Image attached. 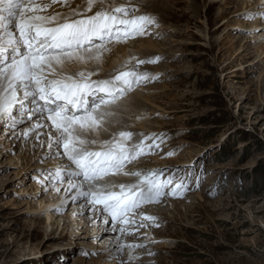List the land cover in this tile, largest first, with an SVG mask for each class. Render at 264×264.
Returning a JSON list of instances; mask_svg holds the SVG:
<instances>
[{
	"label": "rangeland",
	"instance_id": "374dc122",
	"mask_svg": "<svg viewBox=\"0 0 264 264\" xmlns=\"http://www.w3.org/2000/svg\"><path fill=\"white\" fill-rule=\"evenodd\" d=\"M153 1L154 13L143 14L159 27L128 41L116 69L133 56L156 60L137 67L156 79L135 89L143 98L137 116L116 114L117 123L146 119L154 129L146 136L160 138L127 171L159 169L161 180L187 189L138 209L136 225L122 234L111 217L105 223L106 214L73 200L67 175L54 186L45 179L67 164L48 149L47 128L21 134L38 117L14 129L0 121V264H264V34L252 35L264 33V18H240L264 13V0ZM71 2L49 10L72 11L85 0ZM112 45L106 61L115 56ZM131 94L119 101L131 103ZM149 215L158 226L143 220L139 227ZM130 244L143 247L120 250Z\"/></svg>",
	"mask_w": 264,
	"mask_h": 264
},
{
	"label": "snow or ice",
	"instance_id": "6c2138e0",
	"mask_svg": "<svg viewBox=\"0 0 264 264\" xmlns=\"http://www.w3.org/2000/svg\"><path fill=\"white\" fill-rule=\"evenodd\" d=\"M57 2L0 0V120L14 129L25 123L23 117L31 120L38 116L37 122L21 134L27 138L47 128L50 152L55 149L56 156L66 157L75 166L66 165L45 175V179L54 186L63 183L67 175L69 186L76 192L74 201L83 199L85 207L91 205L94 212L106 214L105 223L111 217L113 230L120 225L119 231L128 233V226L136 225L138 209L158 204L167 196H182L188 187L184 183L173 187L171 178L161 180L164 173L159 169L127 171L129 164L152 147H159L156 141L160 138L144 137L136 143L132 132L121 130L111 139H99L102 132L108 131L109 118L115 115L110 110L112 106L142 84L156 79L137 67L156 60H137L133 56L135 67L129 68V61L124 70L104 80L92 79L96 75L92 71L70 69L91 61L102 62L103 53L110 51L107 45L126 44L159 24L155 16L141 13L132 0L122 4L115 0H85L82 9L78 7L67 14L48 12ZM70 2L59 0L61 6H70ZM240 18H264V13ZM257 34L264 33H252ZM45 118L50 126L40 123ZM145 140L153 142L147 149ZM97 144L98 149L89 147ZM121 174L136 177L137 182L110 187L99 183ZM117 187L119 191L114 190ZM143 220L158 226L157 218L149 215L142 217L139 227L146 226ZM124 247L132 253L143 245H121L120 250ZM82 254L88 255L86 251ZM129 259L136 257L130 255Z\"/></svg>",
	"mask_w": 264,
	"mask_h": 264
},
{
	"label": "bare ground",
	"instance_id": "6f19581e",
	"mask_svg": "<svg viewBox=\"0 0 264 264\" xmlns=\"http://www.w3.org/2000/svg\"><path fill=\"white\" fill-rule=\"evenodd\" d=\"M175 1V0H174ZM178 1V0H177ZM115 2L117 3V4H122V3H125V0H115ZM150 2H154L153 0H132V3H133V5H138L139 7H140V12L141 13H145V12H150V13H154V12H152V11H154V10H152L151 11V7H150V5H149V7L151 8L150 10L148 9V5H147V3H149L150 4ZM72 2H70V4H71ZM156 3V2H155ZM158 4H159V7L162 5V3H160V2H158ZM84 5H85V3L84 4H81L80 6H79V8H83L84 7ZM147 6V7H146ZM152 6V5H151ZM56 7V6H55ZM68 7H70V6H67V9H68ZM157 8L158 10H161V9H159L158 7H157V4L155 5L154 4V6H153V8ZM77 8H78V6H77ZM76 7H75V9H77ZM51 9V8H50ZM59 9V8H58ZM74 9V10H75ZM164 9V8H163ZM49 10V9H48ZM47 10V11H48ZM96 9H94L93 10V13H94V11H95ZM71 11V10H70ZM70 11H65V10H63V9H59V10H57V12L56 11H48V12H50V13H61V14H67V13H69ZM159 12V11H158ZM93 13H87V15H91V14H93ZM156 14V13H155ZM130 44H132L131 42H127L126 44H114V47H113V45L111 46V47H113V51H114V53H115V56H114V58L112 59V60H108V61H106L105 60V56L106 55H104L103 56V60H102V62H96V61H91V62H89V63H87V64H82V65H77V66H75V67H73V68H71L70 69V71H72V72H75V71H77V70H82V71H92V72H97V74L95 75V78H92V79H94V80H104V79H110L112 76H114L115 74H118V72L119 71H121V69H116V68H118L119 66L117 65L118 63H120L121 62V60H122V58L123 57H125L124 55H120L121 53H123V54H128V51H129V45ZM135 47H137V49H140L141 47H144L143 45H137V46H135ZM143 53V55L144 56H151V54H149V53H146V52H142ZM134 61L135 60H131V63H133L134 64ZM105 62L108 64V65H105ZM131 63H129V64H131ZM136 63V62H135ZM128 64V66H130ZM95 66H98L97 68L95 67ZM106 68L108 69V70H106ZM122 68V67H121ZM124 69V68H123ZM110 70V71H109ZM98 71H99V73H98ZM148 70H147V68H145V69H143L142 70V72H147ZM104 72V74L102 75V73ZM133 96H132V94H131V103L128 105L127 104V102H125L126 100H122V101H119V102H117V104L116 105H113L112 106V108L110 109V110H112V111H114L115 112V115H113V116H111L109 119H110V121H111V123L108 125V131L107 132H102L101 133V135H100V137H99V139L100 140H105V139H107V138H109V135L113 132V133H118L119 131H121V130H128L129 129V131L130 132H134L135 133V135L133 134V137L135 136V140H134V142H136V143H139V141H140V139H143V137H147L146 136V134L147 135H151V134H153L152 133V131H154V129H153V127L151 126V124H149L150 122L148 121L147 122V120L145 119V120H141V121H138V122H136V121H132L131 120V122L129 123V125L126 123V120H124L125 118L123 117V118H121V123H117L118 122V120H120V119H118V118H120L122 115H123V112H124V115H128V116H133V117H136L137 116V112H135V113H133L134 111H141V107H143V105L140 103L142 100H143V98H142V96H141V94L140 93H138V91L136 92V90H134L133 91ZM129 98V99H130ZM145 100L147 99V98H144ZM133 100V101H132ZM130 101V100H129ZM133 105V106H132ZM129 106H131V108L132 107H134V108H132L131 110H129L130 108H129ZM18 107V106H17ZM14 112H15V110H14ZM16 115H17V118H20L19 117V114H18V112H16L15 113ZM116 114H122V115H120V117H118V116H116ZM143 114V113H142ZM36 117H38V116H36ZM36 117H32V118H36ZM142 117V116H141ZM28 117L27 116H25V117H23V119H27ZM39 118V117H38ZM149 118V117H148ZM29 119V118H28ZM138 120V119H137ZM1 122L3 121V120H0ZM27 121H29V120H27ZM43 121V120H42ZM42 121H40L41 123H42ZM35 122V121H34ZM33 122V123H34ZM129 122V121H128ZM2 123H4V121L2 122ZM10 123V122H9ZM44 123H47L49 126L51 125V122L50 121H47L46 120V118H45V121H44ZM4 127H7V128H9V126L8 125H6L5 124V126ZM11 128V127H10ZM25 128H27V127H24L23 129H22V131L25 129ZM5 131H7L6 129H5ZM10 132V131H9ZM139 134H142L143 135V137L142 136H140L139 137ZM49 135V134H48ZM111 135H113V134H111ZM111 137V136H110ZM140 138V139H137V138ZM145 146H147V145H145ZM89 147L90 148H93V149H98L99 148V145L97 144V145H89ZM61 151V150H60ZM52 155H53V157H56V158H59V157H61V156H56L55 155V149H53V151H52ZM64 158V162H66V164L67 165H71V162L70 161H68V159L66 158V157H63ZM62 160L63 159H61V160H59V161H61L62 162ZM63 162V163H64ZM62 163V164H63ZM65 164V163H64ZM71 166H74V165H71ZM75 167V166H74ZM122 177H125L126 178V181H127V183L129 182L130 184H132V183H134L130 178H128V177H130V176H125V175H116V176H109V177H107V178H105V180H102L100 183L101 184H107L109 187L112 185V184H116V185H119V184H124V183H122L121 181H122ZM137 180V179H136ZM135 180V181H136ZM127 183H125V184H127ZM70 188V187H69ZM74 189V188H73ZM115 191L117 190L118 191V187H117V189L115 188L114 189ZM74 194H76V193H74ZM73 194V195H74ZM63 198V197H62ZM66 198V197H65ZM65 198H63V199H61V201H65ZM58 202H55L54 200H53V203L52 204H57ZM170 203V205H172V202H169ZM161 209V208H160ZM160 209H158V211H159V213L158 212H156L155 214L159 217H161V215H163V213L162 212H160ZM75 210V209H74ZM147 212H149V211H146V213ZM152 212V211H151ZM49 215V214H48Z\"/></svg>",
	"mask_w": 264,
	"mask_h": 264
}]
</instances>
